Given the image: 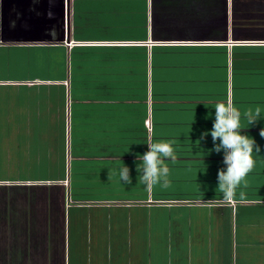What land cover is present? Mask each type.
I'll return each instance as SVG.
<instances>
[{
  "label": "crops",
  "instance_id": "obj_1",
  "mask_svg": "<svg viewBox=\"0 0 264 264\" xmlns=\"http://www.w3.org/2000/svg\"><path fill=\"white\" fill-rule=\"evenodd\" d=\"M0 72L4 130L46 131L60 163L0 179V264H264V0H0ZM219 101L261 149L230 200L198 142ZM171 139V185L148 188L136 157ZM152 223L161 256L137 251Z\"/></svg>",
  "mask_w": 264,
  "mask_h": 264
},
{
  "label": "clouds",
  "instance_id": "obj_2",
  "mask_svg": "<svg viewBox=\"0 0 264 264\" xmlns=\"http://www.w3.org/2000/svg\"><path fill=\"white\" fill-rule=\"evenodd\" d=\"M243 118L249 126L254 125L261 120V108L257 106L254 110L248 109L243 113ZM241 119V111L232 102L219 101L215 105V118L211 130L202 132L198 140V142L203 141L210 135L213 143L210 151L223 153L222 163L225 167L217 170V189L225 200L235 198L237 189L242 183L247 186L246 177L255 166L253 153L258 154L261 151L256 140L247 132H243L248 127H242ZM259 136L264 138V128L260 129ZM175 143L174 139L150 142L147 144L148 150L143 155H137L136 159L139 163L136 172L140 183L148 188L158 184L165 189L170 187L171 170L166 160H171L173 163L177 160ZM118 171L123 184L132 183L127 165L122 162ZM239 195L244 198L245 193L240 191Z\"/></svg>",
  "mask_w": 264,
  "mask_h": 264
},
{
  "label": "rangeland",
  "instance_id": "obj_3",
  "mask_svg": "<svg viewBox=\"0 0 264 264\" xmlns=\"http://www.w3.org/2000/svg\"><path fill=\"white\" fill-rule=\"evenodd\" d=\"M36 70L38 71L35 74L37 76L47 75L44 70H38L37 68ZM0 92L2 91L0 90ZM9 103L10 100L0 98V179H38L42 178L43 175L46 176L47 173H53V171H56V167L60 166V163L57 161V158L56 160H52L47 157L50 156L48 153H44L45 148L47 151H50V148L52 147L48 146L49 141L46 131H35L39 132V134H36L34 132H17L4 130V128H7V123L9 121L8 116L4 115L8 111H10ZM17 144V149L11 148L12 146H16ZM19 147H24V149H22V151L20 152ZM16 152H18L19 155L16 154ZM44 159L45 161H42ZM150 217H153V215ZM146 226L148 227L147 224ZM155 226L156 223H152L151 226L145 228V241L143 242V244H138V252L145 253L146 255L157 253V256L168 253V241L159 240V238H157L158 235H167H165L164 233L157 234L149 230V228H151L152 230H156ZM163 228L165 230L168 227L163 226ZM168 261L169 260L167 259L156 258V264H168ZM147 262L148 261L146 260V263Z\"/></svg>",
  "mask_w": 264,
  "mask_h": 264
}]
</instances>
